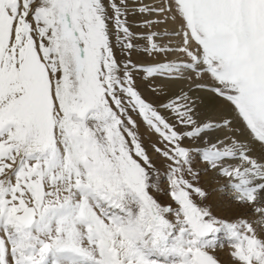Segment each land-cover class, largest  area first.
Returning a JSON list of instances; mask_svg holds the SVG:
<instances>
[{
	"label": "snow or ice",
	"instance_id": "snow-or-ice-1",
	"mask_svg": "<svg viewBox=\"0 0 264 264\" xmlns=\"http://www.w3.org/2000/svg\"><path fill=\"white\" fill-rule=\"evenodd\" d=\"M220 250L264 264V0H0V264Z\"/></svg>",
	"mask_w": 264,
	"mask_h": 264
},
{
	"label": "rangeland",
	"instance_id": "rangeland-1",
	"mask_svg": "<svg viewBox=\"0 0 264 264\" xmlns=\"http://www.w3.org/2000/svg\"><path fill=\"white\" fill-rule=\"evenodd\" d=\"M142 90L144 91V93H145L146 96H149V98H151L150 93L147 91V89H146L144 86H142ZM203 182L208 183L209 181H207L206 178H203ZM160 198H161L162 201H163V200H166V197L161 196ZM217 199H218V198H217ZM220 214H221V215H228L227 212H223V211H221ZM219 255H220V258H221L223 261H225V264H227L228 257H227V255L225 254L224 250H220Z\"/></svg>",
	"mask_w": 264,
	"mask_h": 264
},
{
	"label": "bare ground",
	"instance_id": "bare-ground-1",
	"mask_svg": "<svg viewBox=\"0 0 264 264\" xmlns=\"http://www.w3.org/2000/svg\"><path fill=\"white\" fill-rule=\"evenodd\" d=\"M195 95L202 97V99L198 101L199 103H206L207 100L209 99V97L205 93H202V92H197L195 93ZM204 178H206L207 181H209L208 177H204Z\"/></svg>",
	"mask_w": 264,
	"mask_h": 264
}]
</instances>
